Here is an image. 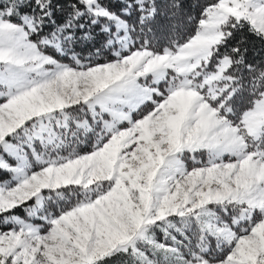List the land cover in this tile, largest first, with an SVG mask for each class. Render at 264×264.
<instances>
[{"label":"snow or ice","instance_id":"6c2138e0","mask_svg":"<svg viewBox=\"0 0 264 264\" xmlns=\"http://www.w3.org/2000/svg\"><path fill=\"white\" fill-rule=\"evenodd\" d=\"M0 264H264V0H0Z\"/></svg>","mask_w":264,"mask_h":264},{"label":"trees","instance_id":"16d2710c","mask_svg":"<svg viewBox=\"0 0 264 264\" xmlns=\"http://www.w3.org/2000/svg\"><path fill=\"white\" fill-rule=\"evenodd\" d=\"M254 44H255V48L252 49V52H251L252 55H254L256 53V51H258L260 48V45L258 42H254ZM257 58H259V57H257Z\"/></svg>","mask_w":264,"mask_h":264}]
</instances>
